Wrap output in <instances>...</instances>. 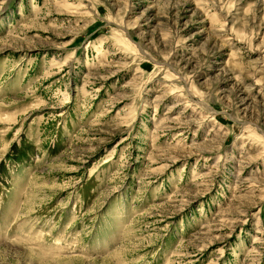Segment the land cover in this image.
Listing matches in <instances>:
<instances>
[{"label":"rangeland","instance_id":"rangeland-1","mask_svg":"<svg viewBox=\"0 0 264 264\" xmlns=\"http://www.w3.org/2000/svg\"><path fill=\"white\" fill-rule=\"evenodd\" d=\"M0 264H264V0H0Z\"/></svg>","mask_w":264,"mask_h":264}]
</instances>
